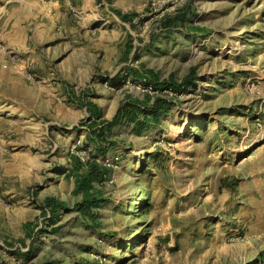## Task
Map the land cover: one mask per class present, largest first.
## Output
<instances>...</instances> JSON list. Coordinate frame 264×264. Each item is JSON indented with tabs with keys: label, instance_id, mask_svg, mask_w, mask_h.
<instances>
[{
	"label": "rangeland",
	"instance_id": "obj_1",
	"mask_svg": "<svg viewBox=\"0 0 264 264\" xmlns=\"http://www.w3.org/2000/svg\"><path fill=\"white\" fill-rule=\"evenodd\" d=\"M0 264H264V0H0Z\"/></svg>",
	"mask_w": 264,
	"mask_h": 264
},
{
	"label": "trees",
	"instance_id": "obj_2",
	"mask_svg": "<svg viewBox=\"0 0 264 264\" xmlns=\"http://www.w3.org/2000/svg\"><path fill=\"white\" fill-rule=\"evenodd\" d=\"M196 77H197L196 74L194 75V77L188 75L184 80V86L188 87L191 84H193L197 80ZM171 87L173 88V85H171ZM133 104H134V102H133ZM151 106H153L155 109L153 116H156L157 118L162 113L169 111L170 108L172 107L170 101L163 99V98H159V100L155 101ZM125 107H123L119 110L117 116L114 118V121L117 120L121 116V113L123 115L126 113V109L129 107H126V108ZM89 109L91 110V112L93 114H95V113L99 114L98 105L95 104L94 102L89 103ZM132 111L128 110L127 112H132ZM145 116L146 117H145L144 121H146V120L148 121L147 116L150 117L151 114H146ZM144 121L140 120L137 123L141 124ZM110 126H111V124L108 125V127H110ZM101 130L103 132V131H105V128L100 129V131ZM75 160H76V167H77L76 169H80L81 167H83V161L81 160V158L75 156ZM100 166H101V164L99 162L94 161L93 163H91V168L87 169L84 172V174L82 173V175L79 176L77 179L76 188L78 190H83V193H84L83 200H82L83 208H88L90 203L92 201H95V200L90 199L91 196L89 194L99 191V188L97 186H95V184H94V179H99L102 181L103 177H105V175H106L105 168H100ZM48 204L50 205L52 212L57 213L59 211V209L63 205H65V202L63 200H58V199H54V198L50 197L48 199Z\"/></svg>",
	"mask_w": 264,
	"mask_h": 264
}]
</instances>
